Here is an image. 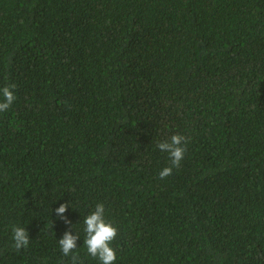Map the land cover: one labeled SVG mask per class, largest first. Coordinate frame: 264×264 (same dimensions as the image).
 Returning <instances> with one entry per match:
<instances>
[{"label":"trees","instance_id":"16d2710c","mask_svg":"<svg viewBox=\"0 0 264 264\" xmlns=\"http://www.w3.org/2000/svg\"><path fill=\"white\" fill-rule=\"evenodd\" d=\"M13 83L0 264H72L65 231L78 264H101L84 245L97 203L115 264H264V0H0ZM177 133L187 151L160 179L156 145Z\"/></svg>","mask_w":264,"mask_h":264},{"label":"clouds","instance_id":"9594fccd","mask_svg":"<svg viewBox=\"0 0 264 264\" xmlns=\"http://www.w3.org/2000/svg\"><path fill=\"white\" fill-rule=\"evenodd\" d=\"M16 85L9 84L0 88V112L7 111L16 100L15 89ZM190 137L182 134H174L169 139L158 142L156 147L168 153L170 164L164 167L160 173V179H165L173 172V168H179L187 151L186 145L189 143ZM69 207V204H61L56 209V214L66 224H71V221L64 215ZM83 223L85 225L84 232L86 237L84 245L87 247V253L97 258L101 264H115L117 259L116 249L112 246L113 241L119 235V229L115 224L106 218V208L103 203H97L95 210L87 215ZM80 235H73L70 231H65L62 238L58 240L60 249L64 256H70L72 264H78V256L73 255L77 249V241ZM12 239L14 247L17 250L27 248L29 245V233L24 227H12Z\"/></svg>","mask_w":264,"mask_h":264}]
</instances>
